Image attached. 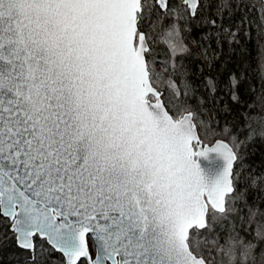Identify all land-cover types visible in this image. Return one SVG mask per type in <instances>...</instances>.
<instances>
[{
	"label": "snow or ice",
	"instance_id": "snow-or-ice-1",
	"mask_svg": "<svg viewBox=\"0 0 264 264\" xmlns=\"http://www.w3.org/2000/svg\"><path fill=\"white\" fill-rule=\"evenodd\" d=\"M0 264H264V0H0Z\"/></svg>",
	"mask_w": 264,
	"mask_h": 264
},
{
	"label": "trees",
	"instance_id": "trees-1",
	"mask_svg": "<svg viewBox=\"0 0 264 264\" xmlns=\"http://www.w3.org/2000/svg\"><path fill=\"white\" fill-rule=\"evenodd\" d=\"M192 36L195 41L204 40L199 25L194 28ZM195 41L192 44L193 55L189 58L188 69L198 82L208 75L217 76L221 82H226L230 72L242 70L244 55L239 46L230 47L225 44L222 48H217L216 42L213 41L206 57L200 44Z\"/></svg>",
	"mask_w": 264,
	"mask_h": 264
},
{
	"label": "rangeland",
	"instance_id": "rangeland-1",
	"mask_svg": "<svg viewBox=\"0 0 264 264\" xmlns=\"http://www.w3.org/2000/svg\"><path fill=\"white\" fill-rule=\"evenodd\" d=\"M204 58V57H203Z\"/></svg>",
	"mask_w": 264,
	"mask_h": 264
}]
</instances>
